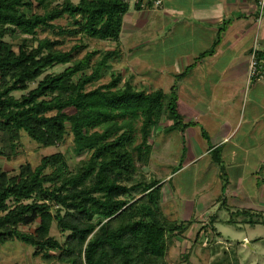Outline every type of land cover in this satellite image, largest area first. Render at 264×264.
<instances>
[{"label":"trees","instance_id":"trees-1","mask_svg":"<svg viewBox=\"0 0 264 264\" xmlns=\"http://www.w3.org/2000/svg\"><path fill=\"white\" fill-rule=\"evenodd\" d=\"M58 1L0 0V156L7 160L18 156L22 133L45 148L55 147L66 141L68 127L75 154L88 156L74 171L62 153L43 157L36 167L21 165L14 175L0 169V251L6 243L19 240L34 248L35 257L51 264H167L170 240L185 232L187 223L165 216L161 182L128 184L149 164L150 140L163 117L173 123L164 128L168 134L183 132L190 124H184L174 87L169 93L137 90L131 82L120 88L118 76L88 90L109 68L115 51L102 54L93 64L96 52L75 60L74 54L86 45L59 49L66 38L117 42L129 3ZM35 7L38 10L31 16L23 12ZM135 7L141 10L140 5ZM65 15L72 19L71 29L55 24ZM39 30L60 39H40ZM16 33L32 37L37 46L24 42L16 52L5 41ZM256 58L259 63V53ZM69 64L73 65L60 74L46 75L29 91V85L48 69ZM15 92L28 93L16 98ZM213 160L226 180L221 150L213 151ZM137 189H141L137 198L123 199ZM97 215L102 217L99 222L94 221ZM236 215L251 213L243 210ZM35 223L34 233L21 229ZM54 223L66 234L63 243L52 236ZM188 261L187 256L185 264Z\"/></svg>","mask_w":264,"mask_h":264},{"label":"rangeland","instance_id":"rangeland-1","mask_svg":"<svg viewBox=\"0 0 264 264\" xmlns=\"http://www.w3.org/2000/svg\"><path fill=\"white\" fill-rule=\"evenodd\" d=\"M62 2L60 0L57 3ZM133 3V1H131V5L129 3V13L136 14ZM37 10L35 7L23 9V12L27 16H31ZM154 12L157 15L162 14L160 9H156ZM127 20H129L128 17L125 21ZM55 24L71 29L72 19L69 15H65ZM170 24L172 25V23ZM153 28V25L147 27L146 30L137 33L129 42H126L124 40L126 39L124 38V26L120 35L122 41L119 44L113 41H99L85 37L66 38V40L61 38L64 43L59 49L71 51L76 45H86L78 54H74L75 60H81L89 53L96 52L93 64L101 59L102 54L115 50L119 52V56L110 60L109 68L104 71L103 76L90 85L88 90L106 85L114 78L121 76L120 88L124 87L127 82H131L137 90L151 92L162 89L169 93L174 84L172 60L181 56L179 52H182L184 48L180 43L184 41H179L180 39L173 33L174 31L158 32ZM38 32L40 39H60L59 36L50 31L39 30ZM5 41L11 43L16 52L24 42L34 47L37 46V42H34L32 37L19 33H16L15 36L7 35ZM145 43L147 47L144 46L143 48L142 45ZM70 65L73 64L57 65L48 69L36 83L29 85V91L36 88L38 82L46 75L60 74ZM91 73V70L87 71V74ZM231 91L228 90L229 93ZM27 93L15 92L14 96L20 98ZM227 95L228 93L222 96L221 100H218L221 94L216 97L218 106H221L222 100ZM232 95L235 96L238 111L239 109L242 111L238 115L237 130L232 135L231 143L227 147L232 148L234 144L238 143L244 144L246 150L238 154L237 160H245L247 164L245 163L240 169L243 171L242 173L234 174L232 172L229 174V169L235 168H230V158L225 160L224 156L221 155L222 163L226 167L227 174L236 177V182L233 184H238V188H245L248 197L258 202L257 208L260 211L247 209L251 213L250 217L233 216L237 211L246 210L241 209L238 203L239 201L244 202L246 197L241 195L237 202H234L236 198L231 197L226 188V180H229L228 175L226 180L221 178L220 168L218 165H213L211 156L205 155L187 166L193 157L205 153L207 146L212 142L208 137H203L201 134L202 130L200 129H203V126L194 127L185 134L183 132L168 134L163 130L173 123L163 117L158 127L154 129L150 140L155 152L152 163L141 167V170L128 185L148 184L158 181L160 177L170 176L165 185V195L163 193V212L169 221L187 223L188 229L183 233L174 234L171 238L166 257L167 264H185L187 256L190 264H264V87L255 83L250 86L249 83L242 87L241 93L237 90V93ZM136 127L139 129L140 123ZM208 130L211 137L215 138L214 125H209ZM68 132L64 143L47 148L22 133L18 156L12 160L0 156V169L14 175L18 173L21 165L29 163L36 167L43 157L62 153L65 155L71 171H74L77 165L88 155L87 153L82 156L75 154L73 135L70 133L69 127ZM135 138L136 144H139L141 137L138 132L135 134ZM164 139L170 140V154L162 160L159 159V148ZM183 156L184 158H182ZM160 164H164V168L158 169V166L162 167ZM181 168L183 169L180 170ZM222 188H226L224 192H222ZM140 193L141 189L134 190L123 199L132 200L137 198ZM101 219L102 217L97 215L94 221L99 222ZM231 219L235 222L230 223ZM248 220L254 223L251 224ZM37 227L38 223H35L33 226L22 227L21 229L25 232L34 233ZM52 236L62 243L66 238V234L58 229L57 223L53 224ZM0 264L51 263L43 260L41 256L35 257L33 247L16 240L8 242L2 247Z\"/></svg>","mask_w":264,"mask_h":264},{"label":"crops","instance_id":"crops-1","mask_svg":"<svg viewBox=\"0 0 264 264\" xmlns=\"http://www.w3.org/2000/svg\"><path fill=\"white\" fill-rule=\"evenodd\" d=\"M148 8L150 9L138 10L134 4L136 14L128 12L125 19L128 17L129 20L124 19V38H126L124 40L129 42L137 33L153 25V29L158 32L174 31L179 41H184L180 43L184 48L182 52H179L181 56L172 60L174 80L172 88L174 87L178 97L179 112L184 118V124H190L183 134L202 125L201 134L212 141L207 146L206 152L193 157L187 166L205 155L211 156L213 165L219 166L213 160V151L219 149L225 160L230 158V168L235 167L233 170L229 169V174L242 173L240 169L245 163L247 164V161L237 159L238 154L246 150L245 145L238 143L232 148H228L227 145L231 143V137L237 130L238 115L242 111L241 109L238 111L235 96L232 94L237 93V90L241 93L242 87L249 83L250 86L255 83L264 87V13L261 14L258 1L163 0L162 5L157 8L162 10L161 15L154 14L156 8L153 5ZM121 41L120 36L116 43L119 44ZM216 42L218 44L213 49ZM146 43L142 45L143 48ZM212 49L213 52H211ZM254 51L256 54L259 53L260 66L252 76L251 63ZM115 52L114 57L120 55L118 51L115 50ZM228 90L232 91L229 93ZM227 93L221 106H218L216 97L221 94L218 99L221 100ZM209 125L215 127V138H212L209 133ZM174 132L181 131L178 129ZM160 145L159 159L163 160L170 154V140L164 139ZM154 155L153 150L150 164ZM160 165L162 167L158 166V169L165 166ZM229 174H227L229 180H227L226 188L229 190V195L236 198L234 202L236 203L237 199L244 195L246 200L239 201V207L260 211L257 208L258 202L248 197L245 188H238V184L234 185L236 177H231ZM169 177L158 178V181L163 184V193ZM225 189L222 188V192Z\"/></svg>","mask_w":264,"mask_h":264},{"label":"built area","instance_id":"built-area-1","mask_svg":"<svg viewBox=\"0 0 264 264\" xmlns=\"http://www.w3.org/2000/svg\"><path fill=\"white\" fill-rule=\"evenodd\" d=\"M127 3H131V1L134 2L135 6L140 5L141 9L148 8L150 5H153L154 8H159L163 0H124ZM258 1V6L260 8L261 14L264 13V0H257ZM257 54L256 51H254L253 56H252V63H251V72L252 76L255 75L259 68V63L256 58Z\"/></svg>","mask_w":264,"mask_h":264}]
</instances>
